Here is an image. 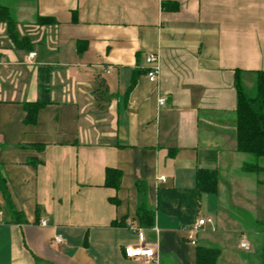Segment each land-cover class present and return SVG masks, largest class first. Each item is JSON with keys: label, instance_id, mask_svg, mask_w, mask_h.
<instances>
[{"label": "crops", "instance_id": "0c3cea01", "mask_svg": "<svg viewBox=\"0 0 264 264\" xmlns=\"http://www.w3.org/2000/svg\"><path fill=\"white\" fill-rule=\"evenodd\" d=\"M0 5L33 48L15 46L0 22V173L23 218L12 221L0 196V264H155L125 255L138 227L157 264H194L199 245L219 248L215 264H262L264 171L241 169L258 159L235 150L234 80L253 94L264 72V0ZM39 65L51 69L50 102L27 122ZM106 168L121 172L118 189L104 184ZM198 168L217 170V191L198 195L193 223L210 221L192 228L159 209L157 191L193 188ZM136 181L149 228L138 225Z\"/></svg>", "mask_w": 264, "mask_h": 264}, {"label": "trees", "instance_id": "16d2710c", "mask_svg": "<svg viewBox=\"0 0 264 264\" xmlns=\"http://www.w3.org/2000/svg\"><path fill=\"white\" fill-rule=\"evenodd\" d=\"M176 4L172 8H175ZM0 22L6 23L8 37L15 46L32 50L31 40L20 35L16 29L15 21L9 14L6 7L0 5ZM38 24L54 23L52 18L39 16L36 19ZM50 67L39 65L37 67L38 97L35 101L24 102L25 121L34 122L37 110L50 102ZM234 86L236 90V108L234 111V139L235 150L238 152L250 153L257 159L264 157V72L258 71L255 92L249 94L241 86L238 73H236ZM242 171L247 173H258L264 171V165L258 162H245L241 166ZM121 172L114 168L105 169L104 184L114 189L119 188ZM135 186L141 195L137 205L136 217L138 225L149 228L153 225L154 211L145 204V184L136 181ZM217 191V170L215 168H198L195 173V186L191 189H163L157 191V206L162 211L177 216L182 226L194 222L197 213V199L201 193H215ZM0 196L1 205L7 211L12 221L21 222L22 213L14 204L11 193L8 189L5 177L0 173ZM117 203V199H113ZM175 203V205H173ZM219 248L208 246H197L195 250L194 264H215L219 255ZM264 264V259H262Z\"/></svg>", "mask_w": 264, "mask_h": 264}, {"label": "built area", "instance_id": "2783aa9c", "mask_svg": "<svg viewBox=\"0 0 264 264\" xmlns=\"http://www.w3.org/2000/svg\"><path fill=\"white\" fill-rule=\"evenodd\" d=\"M146 62L149 64V67H147L146 70L147 78L151 82L155 81L157 78V73L159 68L156 60V55L153 52L148 53L146 56ZM157 102L159 105H162L164 99L159 98ZM209 221H210L209 218L206 219L201 218L192 224V228H198L201 225H203L205 222H209ZM39 224L44 226L47 224V220L40 219ZM136 232L138 236V243L135 245L126 246L124 249L125 255L129 258H139V257L143 258L145 263H150L151 261H154L155 264H157L158 259H157V253L155 247L147 241V237L144 233V230L141 227H138L136 229ZM53 239L56 243H59L62 240L60 235H55ZM240 246H242L245 249L248 248V245L245 242H241Z\"/></svg>", "mask_w": 264, "mask_h": 264}, {"label": "rangeland", "instance_id": "374dc122", "mask_svg": "<svg viewBox=\"0 0 264 264\" xmlns=\"http://www.w3.org/2000/svg\"><path fill=\"white\" fill-rule=\"evenodd\" d=\"M251 158H252V157H251ZM253 158H254V157H253ZM257 162H258L259 164H264V157L258 159ZM170 263H171V264H175V263H173V262H170ZM167 264H168V261H167Z\"/></svg>", "mask_w": 264, "mask_h": 264}]
</instances>
